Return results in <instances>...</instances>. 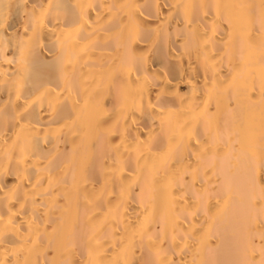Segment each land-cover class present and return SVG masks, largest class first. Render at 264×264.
Instances as JSON below:
<instances>
[{
  "label": "bare ground",
  "instance_id": "1",
  "mask_svg": "<svg viewBox=\"0 0 264 264\" xmlns=\"http://www.w3.org/2000/svg\"><path fill=\"white\" fill-rule=\"evenodd\" d=\"M0 264H264V0H0Z\"/></svg>",
  "mask_w": 264,
  "mask_h": 264
}]
</instances>
